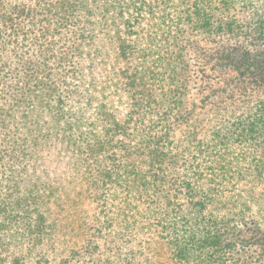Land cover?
I'll use <instances>...</instances> for the list:
<instances>
[{
  "label": "trees",
  "instance_id": "16d2710c",
  "mask_svg": "<svg viewBox=\"0 0 264 264\" xmlns=\"http://www.w3.org/2000/svg\"><path fill=\"white\" fill-rule=\"evenodd\" d=\"M240 2L0 0V264H264V99H223L264 89V50L216 40L263 42ZM199 34L224 85L187 103ZM34 48L45 74L15 60ZM155 53L175 83L159 97Z\"/></svg>",
  "mask_w": 264,
  "mask_h": 264
},
{
  "label": "rangeland",
  "instance_id": "374dc122",
  "mask_svg": "<svg viewBox=\"0 0 264 264\" xmlns=\"http://www.w3.org/2000/svg\"><path fill=\"white\" fill-rule=\"evenodd\" d=\"M7 2H14L16 3V0H5ZM241 2L237 4V7H239L237 9V12H240V15L242 16L243 20H246L245 23H247V21L254 15H262L264 16V0H250V2H247L250 4V7L247 9H240L241 5H243V0H240ZM249 1V0H248ZM171 8L169 7V11H173L174 14L176 12L177 14V9L182 8V4L178 3L177 1H175L174 3H172V5H170ZM179 6V7H178ZM195 40H197V47L196 45L192 42L189 41L188 44L186 45L185 48V58L187 60V64H188V68H187V72L185 73V75H183L182 77L185 78V84H187V95L185 96V101L187 103H191L193 101L198 102L200 99H202L203 97H205V95L208 94V88L211 87H219V86H223L224 82L221 80V78H219V76H217L218 74L215 75V77H217L219 82L218 84H214L209 78H206L207 75L211 76L214 75V73L212 74V69H211V63L209 62V60L207 59L206 55H202L203 53H201L199 46L203 47V49H210L212 47V42L209 41V37H205L202 34H199L197 36H195L194 38ZM216 40L219 41V43H223V44H238V45H243L244 47H246L247 49L256 51V50H264V40L262 43L256 42L255 40H252V37L250 36H244L243 34L240 35V37L238 38H234L232 36H217ZM199 45V46H198ZM32 51V53H31ZM28 53H24V51L22 52H18L17 56L15 57V60L21 61L22 59H25L24 61V69H26L27 67H29V70L31 71H35L38 70L40 73L45 74L46 72H48V69L41 71L45 68V64L43 63L42 65L35 62L39 61V62H43L45 61V58H42L41 56H39V49L38 48H34L33 50H31ZM159 51L160 54L159 55H168V60L170 62V64L175 63L172 60V57L175 55L177 49L176 48H172L168 51V53H166L165 51H163V45H161L159 47ZM158 54H153L150 55L146 60L144 61V65L148 67V69H150V73L149 76L147 77V82H146V87L147 90L151 91L155 93L157 95V97L160 96L159 92H161V87L163 86L164 89H174V84L170 81V79H168V70H166L165 68H159L158 66H155L157 69H154V71H152V67H151V60L153 58H157L159 56ZM136 54L134 55V59L132 60V65H134L135 63L137 64L138 59L135 58ZM27 57V58H26ZM15 60L14 62H12V66L11 67H15L17 66V64H15ZM142 61V60H141ZM36 64V66H35ZM144 66V67H145ZM40 67V68H39ZM171 70V68H170ZM225 75H234L236 74L234 70L232 69H227L224 71ZM156 73H160L158 75V79L154 78L156 76ZM161 74H163V78L165 79H161ZM221 76V75H220ZM22 82H26V78L23 79ZM223 83V84H222ZM219 85V86H218ZM253 84H251L248 81L242 82L241 84H239L238 86L233 87L228 93V96H225L223 99L227 104H231L233 101L238 103V104H245V105H252L254 104L258 99H264V89H258V90H253L252 88ZM130 92L128 94H130L132 91L134 92V95L138 94V92L144 88L141 87H130ZM121 93V90H115L114 89V98L116 100L118 99H126L124 97H122L121 95H119ZM241 93V94H240ZM120 103V100H118ZM126 101H129L128 99H126ZM13 122V120H11L9 123ZM17 125L16 123H13L12 125H7L11 128V130H13L14 128L12 126ZM177 131H176V135H177ZM27 150H31V149H27ZM237 259V257H236ZM235 264H242L241 261L238 259L235 261ZM226 264H231V263H226ZM234 264V263H233Z\"/></svg>",
  "mask_w": 264,
  "mask_h": 264
}]
</instances>
